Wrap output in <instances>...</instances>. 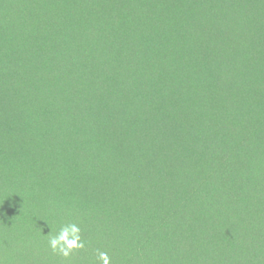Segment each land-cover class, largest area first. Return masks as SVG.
I'll use <instances>...</instances> for the list:
<instances>
[{"label": "rangeland", "instance_id": "1", "mask_svg": "<svg viewBox=\"0 0 264 264\" xmlns=\"http://www.w3.org/2000/svg\"><path fill=\"white\" fill-rule=\"evenodd\" d=\"M35 5L0 1L8 34L28 31L40 43L30 56L42 59L26 64L0 43V264H103L89 246L67 256L50 247L73 224L99 226L109 264L135 251V237L153 241L137 264H264V135L249 129L264 117V23L247 28L248 13H239L241 35L203 48L201 28L188 41L183 19H168L159 26L163 44L144 41L124 84H84L85 58L70 59L73 44L51 58L55 38L68 32L56 23L38 29ZM84 7L62 0L51 10L72 13L75 34L84 35ZM249 195L252 203L229 220L227 205L244 206Z\"/></svg>", "mask_w": 264, "mask_h": 264}, {"label": "trees", "instance_id": "2", "mask_svg": "<svg viewBox=\"0 0 264 264\" xmlns=\"http://www.w3.org/2000/svg\"><path fill=\"white\" fill-rule=\"evenodd\" d=\"M35 1L36 5L34 7L38 8L40 6V9L37 11V23L39 28L36 27V29L46 27V25L51 23H56L63 33L64 31L65 33L68 32V34L64 35L68 36L67 38L61 36L55 38V44H53V48L51 49V58H56L63 54L68 44H73L74 47L72 53H70V59L74 61L77 55H81L85 58V62L81 63L78 67V70L83 72L84 79L82 78L81 80L84 84H92L95 80L108 82L115 79L118 80L117 83L122 82L124 84V74L129 73V69L139 64V61L142 59L144 54V41L148 43L147 46L145 45L146 48L148 46L156 48L163 44V39L167 37L165 34L166 31H159V26H164V23L168 19L172 18L178 22L180 19H183L180 20L182 21L180 27L187 29L182 36L188 41L191 39L190 36H192V34H194V36L196 34L197 30L194 25L199 30L201 28L202 32H200L202 37L199 41L203 42V48L215 46V44L223 40L221 39L222 37L230 43L232 40H235V37L241 35L237 24L240 16L239 13H248V17L244 18L250 21L248 22L247 28L249 25L253 24L256 26L254 29H256L257 22L264 23V0H145L146 2H151L154 7H156V10L153 12L145 7L144 1L140 3L139 0H127L130 4V8L128 9L129 11L124 13L121 12L119 7L128 6V4H122V0H80L85 2V7L82 10L84 11L83 20L85 21L83 22L85 24L83 25L81 33L84 35H76L77 24H75V18L72 16V13L66 15L61 11L55 12L51 10L52 5L62 0ZM166 4H168L167 9L164 7ZM181 13L185 14L182 16ZM214 19L219 20L218 22L220 25H217L213 21ZM6 20V13L0 8V43L6 50V53H11L13 56H16L19 60L29 65H34L38 63V60H42L41 56L38 54H34L35 58L30 56L31 53H35V48L40 46L39 40L33 38L28 31H23L22 36H10L8 34L9 30L7 31L8 27ZM30 27V30L34 31V27ZM37 32L38 31H36V33ZM141 32H144L145 36H141ZM260 33H263V31H260ZM27 41H30L28 45L25 44ZM32 48H34L33 51H31ZM223 54L224 53H222L221 56H223ZM221 58L222 62H225L223 57ZM221 65H223V67L227 66L226 63H222ZM100 72L106 77L100 78ZM70 73L72 75L76 74V77H79L76 73V69L72 68ZM108 91L111 92L110 90ZM97 95L99 99L103 96L98 93ZM106 98L107 97L101 99L103 100L102 103H106ZM7 115L8 113L6 116ZM8 118L9 116L7 119ZM103 129L104 127H97L94 129L95 131L93 132L95 136L103 135ZM249 129L252 134L259 133L260 135H264V117L256 124L251 125ZM202 147L196 145L193 146V149L197 152V149H202ZM222 160H225V157H223ZM203 185L205 186L204 189H196L193 199L189 200L190 202L199 200L198 196H200L208 186L206 182ZM229 196H231V193ZM253 198V196L249 195L243 204L244 206H237L235 209L230 210L228 209L229 205L226 207V204L230 203L229 198L226 196L225 201H217V207L224 210L223 208L225 206L227 208L225 215L231 220L234 216L242 212V208L252 203ZM183 209L184 208H182L181 211H183ZM181 211H178L177 214L181 213ZM237 218L239 217L237 216ZM96 227L97 225L93 229L84 227L79 228L80 240L78 241V243H83V247L89 246L94 256L99 255V253H104L102 248H100L97 236L100 233V228L99 226ZM162 230L163 228L158 229V236ZM120 234L122 235V231ZM138 238L139 237L132 238V243L136 242V249L130 256L121 261L123 262L122 264H137L136 261L140 258V255L143 253L146 254L145 252L152 239L148 238L143 241V238ZM199 238L202 239V241H207V237L203 233L199 234ZM252 238L254 242L257 243L259 236L253 234ZM244 241L241 242L242 252L245 245ZM119 248L122 247L120 246ZM116 250L118 249L113 251ZM121 252L122 251H120L119 254H121Z\"/></svg>", "mask_w": 264, "mask_h": 264}, {"label": "clouds", "instance_id": "3", "mask_svg": "<svg viewBox=\"0 0 264 264\" xmlns=\"http://www.w3.org/2000/svg\"><path fill=\"white\" fill-rule=\"evenodd\" d=\"M79 231V227L74 224L70 228L63 227L57 235L50 237V247L54 251L59 249V251L67 256L70 250L83 246L78 243L80 240ZM99 259L103 261V264H109V259L106 253H101Z\"/></svg>", "mask_w": 264, "mask_h": 264}]
</instances>
